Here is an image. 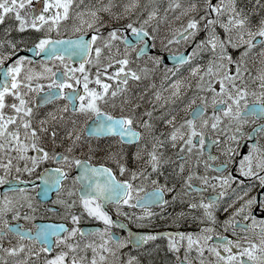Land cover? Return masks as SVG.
Segmentation results:
<instances>
[{
	"label": "snow or ice",
	"instance_id": "1",
	"mask_svg": "<svg viewBox=\"0 0 264 264\" xmlns=\"http://www.w3.org/2000/svg\"><path fill=\"white\" fill-rule=\"evenodd\" d=\"M0 264H264V0H0Z\"/></svg>",
	"mask_w": 264,
	"mask_h": 264
},
{
	"label": "flooded vegetation",
	"instance_id": "2",
	"mask_svg": "<svg viewBox=\"0 0 264 264\" xmlns=\"http://www.w3.org/2000/svg\"><path fill=\"white\" fill-rule=\"evenodd\" d=\"M52 195L54 196L55 195V193H52ZM135 230V229H134ZM181 230H183V229H181ZM181 254H182V249H181Z\"/></svg>",
	"mask_w": 264,
	"mask_h": 264
},
{
	"label": "water",
	"instance_id": "3",
	"mask_svg": "<svg viewBox=\"0 0 264 264\" xmlns=\"http://www.w3.org/2000/svg\"><path fill=\"white\" fill-rule=\"evenodd\" d=\"M168 63H171V61H168Z\"/></svg>",
	"mask_w": 264,
	"mask_h": 264
}]
</instances>
